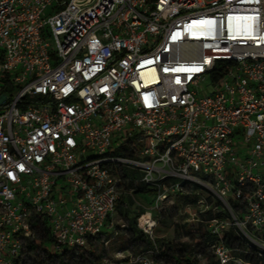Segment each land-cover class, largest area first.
I'll return each mask as SVG.
<instances>
[{
	"label": "built area",
	"instance_id": "1",
	"mask_svg": "<svg viewBox=\"0 0 264 264\" xmlns=\"http://www.w3.org/2000/svg\"><path fill=\"white\" fill-rule=\"evenodd\" d=\"M129 183L219 202L212 264H242L229 229L264 249V0H0V264L87 248ZM145 210L123 264H164Z\"/></svg>",
	"mask_w": 264,
	"mask_h": 264
},
{
	"label": "trees",
	"instance_id": "2",
	"mask_svg": "<svg viewBox=\"0 0 264 264\" xmlns=\"http://www.w3.org/2000/svg\"><path fill=\"white\" fill-rule=\"evenodd\" d=\"M131 180L133 176H130ZM194 191L201 190L206 192L201 187H195ZM131 190V191H130ZM144 193H150L146 190V186L144 184H138L133 186L132 183L124 186V189L121 192L119 200L116 204V212L117 215L121 217V219L125 222L122 226V230L130 234V237H133L135 241L141 244V248L136 252H128L129 254H138L141 252H145L149 249H152V243L150 240L145 238V236L138 230L136 226L137 217L143 213V208H146L142 203L139 202L138 196ZM151 194V193H150ZM207 194V192H206ZM178 202L184 205L195 206L197 204L198 197L195 195H185V196H177ZM150 197V204H151ZM173 203V202H172ZM139 204V206H138ZM207 204H212L216 207L215 210H208L197 216L199 223L203 226L199 229L197 243L190 248L187 244H181L179 248H174L172 244H165L158 246L154 241V244L158 248L157 259L162 260L164 264H198L196 259V255H202L206 259V264H212V256L208 252V246L210 242V237L208 235L206 229V222L213 218H223L226 216V213L221 210V205L217 201H212L210 196L207 197ZM230 207L235 209L237 204L234 202L230 203ZM175 208V202L165 209V213H169L172 215V209ZM160 216H163L162 209L159 212ZM200 218V220H199ZM114 220V218H113ZM114 224H112L113 226ZM110 229L114 235L116 234V230L113 227L107 228ZM101 237H104L101 240ZM252 237V236H251ZM258 244H264V230L261 231L259 235H254L252 237ZM47 241H50L47 239ZM105 235L102 233L101 236L98 235L89 243V249L86 250H77L71 251L67 256L66 261L61 264H101V257L103 255V247L102 244L105 242ZM223 245L230 250L231 255L240 260L242 264H264V249L258 248L256 245L248 241L246 238L242 236L237 230L229 229L224 232L221 239ZM31 251L34 249L36 251L32 258L31 264H50L51 257L47 255L46 262L42 261V257H45L46 252L42 250L41 245L31 244ZM87 256V257H86ZM127 260L121 261L125 263Z\"/></svg>",
	"mask_w": 264,
	"mask_h": 264
},
{
	"label": "rangeland",
	"instance_id": "3",
	"mask_svg": "<svg viewBox=\"0 0 264 264\" xmlns=\"http://www.w3.org/2000/svg\"><path fill=\"white\" fill-rule=\"evenodd\" d=\"M218 89L209 78H206L205 82H202L199 87V92L202 95H209ZM94 161V160H93ZM93 161L88 162L92 163ZM159 165L157 164V167ZM133 179L138 180L139 176H133ZM150 193H144L138 196L139 202L142 203L147 210L145 213L148 217L153 218L156 221V228L154 230L155 242L158 246L165 244H172L174 248H179L181 244H187L190 248L197 243L199 229L203 226L195 218L197 215V209L191 205H184L178 202V197L173 195V203L175 202V208L172 209V215L165 213V209L171 206L173 203L165 202L162 204L161 217L158 212L150 209ZM113 229L117 232L114 233L110 229H103L102 233L105 235V242H103V255L100 261L101 264H123L121 261L127 258L128 252H136L141 248V244L134 240L133 237L127 232L122 230V226L125 222L117 215L115 211L113 215ZM200 220V218H199ZM104 237H101V240ZM40 245V244H38ZM43 248L52 253V246L50 243H44ZM89 247L86 248L88 250ZM87 257V256H86Z\"/></svg>",
	"mask_w": 264,
	"mask_h": 264
}]
</instances>
